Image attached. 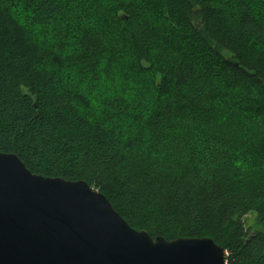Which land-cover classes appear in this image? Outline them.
<instances>
[{
    "label": "trees",
    "instance_id": "obj_1",
    "mask_svg": "<svg viewBox=\"0 0 264 264\" xmlns=\"http://www.w3.org/2000/svg\"><path fill=\"white\" fill-rule=\"evenodd\" d=\"M31 21L57 32L37 55ZM72 46L68 63L104 81L122 66L147 73L152 99L144 87L84 112L90 92L50 65ZM0 151L87 181L153 237H211L228 264H264V230L245 222L264 223V0H8Z\"/></svg>",
    "mask_w": 264,
    "mask_h": 264
},
{
    "label": "water",
    "instance_id": "obj_2",
    "mask_svg": "<svg viewBox=\"0 0 264 264\" xmlns=\"http://www.w3.org/2000/svg\"><path fill=\"white\" fill-rule=\"evenodd\" d=\"M211 237L138 230L85 180L32 172L0 151V264H228Z\"/></svg>",
    "mask_w": 264,
    "mask_h": 264
},
{
    "label": "rangeland",
    "instance_id": "obj_3",
    "mask_svg": "<svg viewBox=\"0 0 264 264\" xmlns=\"http://www.w3.org/2000/svg\"><path fill=\"white\" fill-rule=\"evenodd\" d=\"M228 1L231 0H222V2ZM7 3L8 0H0V6ZM13 9L18 13L15 8ZM19 13L21 15H26L27 9L25 7V4L23 5V8ZM20 22L22 23L21 25L24 26H28L29 23L28 19L26 18H21ZM31 23L32 27L27 28V31L23 34V36L25 37V42L28 45V49L32 51L33 54L37 55L39 54V47L41 45H49L57 40V32L50 25L48 28V25H46V23H33L32 21ZM76 53L77 52L75 51L74 46H72L67 51H65L60 64H58L57 60L50 65L54 69L60 68L61 70H63V72L69 74L72 77V83H76L79 88H82V90L90 92L89 100H85V102L82 103V110L84 112L90 113V111H92V107L94 108L98 106L101 99H107L117 96L127 97L130 99L134 98L135 94L137 92H140L144 87H146V89H143V91H145L144 93L147 97V100L152 99V89L144 84L148 76L147 73H138L137 70L134 71L133 69H129L127 66H122L117 70L112 79H110L109 81H104L102 80V78H99V75L95 74L92 71L88 72V70H86L81 65L73 62L68 63V60H71V57H74ZM224 53L227 56L229 55L227 51H224ZM245 222L246 227H250L252 231L264 230V223L260 221L255 213L248 214L245 217Z\"/></svg>",
    "mask_w": 264,
    "mask_h": 264
}]
</instances>
